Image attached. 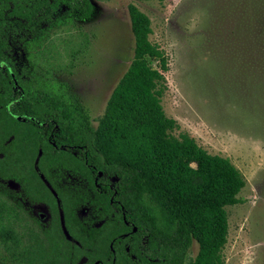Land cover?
I'll return each instance as SVG.
<instances>
[{
    "label": "trees",
    "instance_id": "obj_1",
    "mask_svg": "<svg viewBox=\"0 0 264 264\" xmlns=\"http://www.w3.org/2000/svg\"><path fill=\"white\" fill-rule=\"evenodd\" d=\"M128 11L133 56L94 125L67 81L36 59L18 71L1 39L21 16L27 44L40 47L46 30L91 20L93 1L0 0V264L225 263L226 208L245 178L174 133L161 100L167 57L150 17ZM219 30L226 70L264 119V0H228Z\"/></svg>",
    "mask_w": 264,
    "mask_h": 264
},
{
    "label": "rangeland",
    "instance_id": "obj_2",
    "mask_svg": "<svg viewBox=\"0 0 264 264\" xmlns=\"http://www.w3.org/2000/svg\"><path fill=\"white\" fill-rule=\"evenodd\" d=\"M92 1L91 20L46 30L40 47L27 44L32 35L25 33L21 16L3 26L1 39L10 45L17 70L35 59L50 66L70 84L96 125L133 56L128 7L134 4L145 12L151 19L150 39L167 57L161 100L166 114L180 124L174 133L187 131L208 152L230 158L246 181L241 202L226 208L224 264H264V119L226 70L218 36L228 0ZM154 65L159 68L158 61ZM255 95L259 104L260 93ZM35 209L44 220L48 217L43 208ZM197 249L195 243L191 257Z\"/></svg>",
    "mask_w": 264,
    "mask_h": 264
},
{
    "label": "water",
    "instance_id": "obj_3",
    "mask_svg": "<svg viewBox=\"0 0 264 264\" xmlns=\"http://www.w3.org/2000/svg\"><path fill=\"white\" fill-rule=\"evenodd\" d=\"M137 228L136 227H134V230H136Z\"/></svg>",
    "mask_w": 264,
    "mask_h": 264
},
{
    "label": "flooded vegetation",
    "instance_id": "obj_4",
    "mask_svg": "<svg viewBox=\"0 0 264 264\" xmlns=\"http://www.w3.org/2000/svg\"><path fill=\"white\" fill-rule=\"evenodd\" d=\"M43 217V216H42Z\"/></svg>",
    "mask_w": 264,
    "mask_h": 264
}]
</instances>
